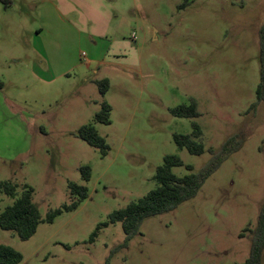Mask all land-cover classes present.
Returning <instances> with one entry per match:
<instances>
[{
  "label": "rangeland",
  "instance_id": "obj_1",
  "mask_svg": "<svg viewBox=\"0 0 264 264\" xmlns=\"http://www.w3.org/2000/svg\"><path fill=\"white\" fill-rule=\"evenodd\" d=\"M10 1L7 8L0 4V181L16 184L18 197L24 186L33 188L43 220L79 200L70 182L89 194L77 210L42 223L28 241L0 228V245L20 252L21 264L244 263L264 203V102L249 111L260 83L264 0L121 5L110 33L103 35L111 43L108 64L87 68L78 59L69 77L53 83L36 74L74 63L70 60L79 58L74 39L38 35L32 3ZM95 80L109 82L104 97ZM192 102L198 118L171 113ZM103 104L111 107L110 125L95 121ZM193 123L202 131L196 140L206 149L202 155L174 141V135H191ZM88 125L106 140V157L79 138ZM236 134L244 138L239 151L196 198L144 220L128 244L120 223L102 228L90 241L113 212L157 187L153 177L166 156L183 161L173 169L176 176L190 174L187 166L197 173L212 158L208 150H219ZM85 166L91 168L89 182L81 177ZM16 199L1 194L0 215Z\"/></svg>",
  "mask_w": 264,
  "mask_h": 264
},
{
  "label": "trees",
  "instance_id": "obj_2",
  "mask_svg": "<svg viewBox=\"0 0 264 264\" xmlns=\"http://www.w3.org/2000/svg\"><path fill=\"white\" fill-rule=\"evenodd\" d=\"M6 8L11 5L10 0H0ZM260 83L256 89L257 100L249 111L255 110L259 103L264 102V25L260 31ZM100 95L104 97L110 87L107 80L97 81ZM111 107L103 104L102 109L95 115V121L104 125H110ZM171 113L178 118L196 119L197 104L192 102L189 106H180L171 110ZM191 135H174V141L180 149H186L192 155H202L206 149L202 143L196 140L202 138V131L197 123H193ZM79 138L92 148L98 149L103 157L109 152L106 140L99 135L93 126H83L78 133ZM244 138L239 134L229 138L219 150L209 149L212 158L210 162L199 172L195 173L193 167L187 166L190 174L178 177L173 169L183 167V161L175 155L166 156L163 164L157 168L153 177L157 187L148 195L136 202H131L127 207L117 210L110 215L109 222L98 226L97 231L91 236L90 241L94 242L98 232L107 228L109 224L120 223L125 233L124 244H128L139 234L140 227L144 220L150 217L159 216L176 210L183 203L197 197L207 180L216 173L228 157L239 151ZM264 153V148L262 149ZM81 177L85 182L91 179V168L89 166L80 169ZM69 189L78 201L65 204L60 209L49 211L45 220L41 218L40 210L33 200V188L24 186L21 195L18 197V186L11 181H0V195L16 199L12 206L7 207L0 215V228L4 231L16 233L21 241L30 240L37 232L39 226L46 223H53L54 220L65 212L77 210L80 202L88 199L89 189L79 186L73 182L69 183ZM249 229L244 231L247 232ZM252 233L250 254L248 259L241 264H263L264 256V203L259 213L255 230ZM244 233L241 237H244ZM23 255L17 250L0 245V264H21Z\"/></svg>",
  "mask_w": 264,
  "mask_h": 264
},
{
  "label": "crops",
  "instance_id": "obj_3",
  "mask_svg": "<svg viewBox=\"0 0 264 264\" xmlns=\"http://www.w3.org/2000/svg\"><path fill=\"white\" fill-rule=\"evenodd\" d=\"M23 1H30L36 11L40 25L38 35L47 33L52 35L53 38L65 36L74 39V47L79 53V58L75 57L70 60L74 63L67 61L68 64L62 70L41 69L40 73L36 74L41 81L53 83L69 77V66L74 64V67H79L83 60L87 68H90L93 64L100 66L108 64L110 54L107 48L111 43L105 41L103 35L110 33L108 30L113 25V18L117 16V9L121 5L129 7L130 3L135 0ZM39 48L46 52L47 47L44 44H41ZM85 51H87V54H85ZM96 82L97 80L94 81L95 85Z\"/></svg>",
  "mask_w": 264,
  "mask_h": 264
}]
</instances>
